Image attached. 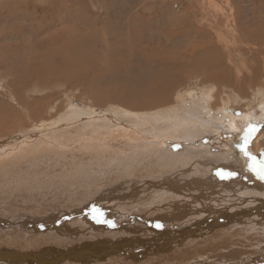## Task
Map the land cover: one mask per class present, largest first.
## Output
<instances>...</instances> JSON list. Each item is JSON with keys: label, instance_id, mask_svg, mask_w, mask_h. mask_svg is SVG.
I'll use <instances>...</instances> for the list:
<instances>
[{"label": "rangeland", "instance_id": "374dc122", "mask_svg": "<svg viewBox=\"0 0 264 264\" xmlns=\"http://www.w3.org/2000/svg\"><path fill=\"white\" fill-rule=\"evenodd\" d=\"M36 19L51 29L37 33ZM57 34L88 61L73 67L81 77L19 85L32 64L25 48ZM17 45L26 55L16 70ZM163 77L172 101L149 113L163 105L166 116L139 108L134 123L127 105L97 100ZM204 87L209 109L179 101ZM262 96L264 0H0V148L32 131L0 152V170H28L0 173V254H11L0 264H264V179L251 167L264 164V125L247 140L257 156L245 168L213 114L225 106L240 124ZM111 108L128 117L100 121L107 131L60 121L111 120ZM23 246L25 261L14 257Z\"/></svg>", "mask_w": 264, "mask_h": 264}, {"label": "bare ground", "instance_id": "6f19581e", "mask_svg": "<svg viewBox=\"0 0 264 264\" xmlns=\"http://www.w3.org/2000/svg\"><path fill=\"white\" fill-rule=\"evenodd\" d=\"M51 21H52L51 19H36L35 20L36 29L40 28L39 32L37 31V33H40V32H43V31H48L49 29H51V27H52V22ZM62 39H64V37L61 38L57 34L53 39L47 37L45 39H42L41 41H37L36 43L34 42L33 44H31L29 46V48H25V47L19 48V46H18L19 44L17 45V47H14L13 51H15V54H14V62H13L14 64L12 65V67L15 66L16 70H17V63L19 62V60L22 59L23 54H25L24 48L28 49L29 53H31V56L28 59H26V60L29 61V62L32 61V64H30L31 63L30 62L29 64H27V67H24L23 70L21 69L22 71L20 70L22 75L18 76L19 80L17 81V83H19V85L27 86L28 84H40V85L46 84V83L50 84L52 81L53 82H55V81L65 82L67 80L78 79V78L81 77V75L75 73L73 69L76 67V69L83 70V68H84L83 65H87L88 66L89 63H88V61H87V63H83V58H82V54L83 53L75 51L76 49H74V52H72V53L73 54L76 53L77 55L75 54V56H73V58H72L70 56V54H69V51L71 50V46H72V44L69 42L70 40L66 37L65 40L63 42H61ZM54 45H57V46H54ZM40 49L43 50V52L44 51L45 52L43 54H41V55L36 54L35 51L36 50H40ZM20 51H22V52H20ZM18 52H20V53H18ZM25 63H26V61H25ZM205 64H203L204 66H203L202 70L206 69V65L207 64L206 65ZM32 65H33V67L31 69ZM4 69H7L6 65H5ZM15 69H12V70H15ZM84 70H86V69H84ZM8 72L12 75L11 69H9ZM205 74H207V72H205ZM208 76L209 75H207L205 77H208ZM31 81H32V83H31ZM174 82H176V81H174ZM56 83H58V82H56ZM145 85H149V86H145ZM171 86H172V83L168 80V78L163 77L160 81L158 79H155L152 83L147 82V84L145 83L144 85H142L138 89V91H140V92H138V94H136L135 91L132 90V89H123L122 88L123 90H115L116 88H111V94H109L110 91L108 92V94H106L104 96H102L99 93L98 97H97V100H99L100 102L102 101V102H108V103H109V101H116V103L118 101V102H120L122 104L127 105V106H124V109L129 110L128 113L129 112H133V114H135L134 115V119L132 120V122L137 123V118H138V115H139L138 113L139 112H135V111H144V110H139V108L140 109H147L148 112L147 113H143L144 117H150L152 115H164L167 112H169V113L171 112V110L169 108L164 107L162 105L157 110L151 111L149 113V111L153 109V108L151 109V107H154V106L160 105V104H164V103H170L172 101L171 97H170L171 89H172ZM122 87H124V86H122ZM144 88H147L148 91L145 92L143 90ZM178 93L179 92L177 91L176 94L178 95ZM176 94H173V96L176 95ZM178 96L180 97L179 101H181L183 104H185L186 102L190 101L191 103L194 104L196 109L198 107V106L196 107V105H199V104L201 106H204L207 109L210 108L208 100L211 99L212 95L210 94L208 88H206V87H204L202 89V91L201 90L199 92L195 91L193 94H187L185 96L178 95ZM179 101L175 99V102L177 104H180ZM28 105H29V103H28ZM173 105L174 106H171L173 110L174 109H178L179 105H176V104H173ZM189 106H190V104H189ZM121 107H123V106H121ZM224 107L225 106H223L222 108H220L216 112H213V114H215L216 117L220 119L218 123H219L221 129L223 131H226L228 133V135H229V137L227 136L225 139L237 142V144H236L237 152L238 153L241 152V154L245 155V156H242L240 159H239L238 156L234 155V157H233L234 161L242 163L243 166L245 167L244 162L245 161H249L248 158L250 156L256 157L257 155L253 156V155H248L247 154V157H246V154H245V151H244L245 150L244 147L248 143V142L246 143V137H247V140H248L250 135H248V130L245 132V134L242 131L246 130L247 128L248 129H250V128L254 129V127L258 123H261L262 125H264V122H263V120H264V97L262 98V101H260L258 106H257L258 107V111L257 112H259V113L255 112V113H248L246 115L242 114L243 116L239 115V116H242V119H240V122H239L241 125L237 124V123H235V124L233 123L234 122V115H233L234 113H232L230 109H227V108H224ZM5 109H6L7 112H9V108H5ZM179 109H180L179 112H181V108H179ZM191 109H193V107ZM112 110L113 109L111 108V113H113V114L110 115L111 120H106V119L102 118L99 121H96V120L92 121L91 117H94L95 116L94 114L93 115L92 114H86V113L84 114L83 112L82 113L79 112V114H77L74 117L71 116V114H70V116H67L65 118H64V116H62L60 118V121H62V119H63V120H67L68 122H72L74 124L77 123L78 125L82 126L81 129L86 127L87 128V132L89 134L96 133V132H99L100 129L94 128L93 125L95 126V124L96 125L97 124H102V123H99L102 120H105L107 122L108 121H112V122L116 121V122H118V121H122V120H126L127 119V117H128L127 115H126L127 117L123 116L124 118H118L119 115H117V114H120V113L119 112H115V110L114 111H112ZM119 111L123 112L122 110H119ZM74 113H76V112H74ZM211 113L212 112H209V114H211ZM136 114H138V115H136ZM237 114H239V113H237ZM257 114H259V116ZM8 116L9 115H6V117H8ZM115 116H116V118L118 120L115 118ZM164 116H166V114ZM102 117H103V115H102ZM217 118H216V120H217ZM102 125H103L102 131H107V127L104 124H102ZM59 128H61V127H59ZM59 128H57V129H59ZM3 130H4V128H3ZM3 130L0 129V132L3 131ZM23 131L24 132H22L21 134H18L17 136H14L15 138L13 137L15 139L14 141H13V138L11 139L13 141L11 144H10V142H9V144H7V143L3 144V142H8L7 141L8 139L7 140H2V144L3 145L0 148V152L4 151V150H8L10 146L14 145L17 141H20L24 136L32 135V131H27L26 129L23 130ZM213 133H214L213 137H216V138H221L222 137V134L220 133V131H218L216 129L213 131ZM261 138H264V135L260 133L259 136H258V139H261ZM51 141L54 142L53 140H51ZM0 143H1V141H0ZM231 148H234V144H230L229 145V149H231ZM233 152H234V150H233ZM53 153L55 155H58L54 151H53ZM26 155L28 157H31V155H33L32 151H28L26 153ZM43 156L44 155L42 153L39 154V157L41 159H44ZM31 160L32 159H30L29 161H31ZM261 160H259V161L256 160L255 163L253 161H251V162H253L255 165H257V163H258V165H259ZM39 162H38V164H39ZM9 164L11 165L10 162H9ZM12 165H15V166L10 167L9 168L10 170H8L6 168L1 169L0 170L1 175H3L4 177H8V175L5 174V172H4L5 170L7 172H10V171H13V170H14V172H18L17 169L19 167L17 169H14V168L17 167V165L19 166V164H12ZM29 165H30V163H29ZM255 165L254 166L251 165V167L256 170V173H258L260 168H261V165L259 166V168L258 167L256 168ZM2 167H9V165L8 166L5 165V166H2ZM18 170H22V169H18ZM165 171H166V173H169L168 169H166ZM19 172H21V171H19ZM22 172L23 173H25V172L28 173V170L25 171V172H24V170H22ZM29 172H31V170H29ZM17 174H19V173H17ZM16 176H18V175H16ZM20 176H21V174H20ZM16 179L18 180V178H14V180H16ZM15 183H16V181H15ZM5 185H7V184H5ZM5 185L3 186L4 188H5ZM16 186H18L17 183H16ZM1 187H2V185H1ZM89 199H90V197H88L85 201H88ZM172 218H174V217H172ZM21 249L23 251H21L19 253H16L14 255V257H17L19 255V256H21V259H24V261H25V258L28 257V256H23V255L27 252V249L24 246L21 247ZM18 250L19 249L17 248V251ZM36 250L38 251L37 248H34V251H36ZM4 253H6V252H4ZM4 253L2 255L0 254V259H2L4 261L6 259H10L11 258V254L6 255ZM12 258H13V256H12ZM206 260H207V258H206Z\"/></svg>", "mask_w": 264, "mask_h": 264}, {"label": "snow or ice", "instance_id": "6c2138e0", "mask_svg": "<svg viewBox=\"0 0 264 264\" xmlns=\"http://www.w3.org/2000/svg\"><path fill=\"white\" fill-rule=\"evenodd\" d=\"M254 131H255V129L250 128L248 130V135H251V133L254 132ZM246 143H247V137H246ZM245 154L247 155V152L246 151H245ZM258 174H259V176H260L261 179H264V164L261 165V168H260Z\"/></svg>", "mask_w": 264, "mask_h": 264}, {"label": "water", "instance_id": "95a60500", "mask_svg": "<svg viewBox=\"0 0 264 264\" xmlns=\"http://www.w3.org/2000/svg\"><path fill=\"white\" fill-rule=\"evenodd\" d=\"M260 126H261V124H259V125H256V126H255V128H254V129H255V131H256V129H257L258 127H260Z\"/></svg>", "mask_w": 264, "mask_h": 264}]
</instances>
